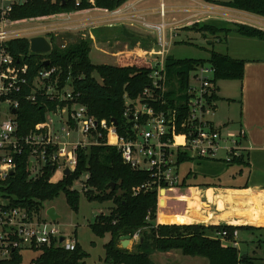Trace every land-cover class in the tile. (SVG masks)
<instances>
[{"label":"trees","instance_id":"16d2710c","mask_svg":"<svg viewBox=\"0 0 264 264\" xmlns=\"http://www.w3.org/2000/svg\"><path fill=\"white\" fill-rule=\"evenodd\" d=\"M130 0H82L80 6L74 0H27L17 4L13 19L17 21L36 18H47L60 14L85 13L91 10L114 12L121 9ZM206 3L230 8L264 19V0H232L219 2L202 0ZM190 30L202 34V37L225 36L235 31L242 36L257 38L264 41V29L247 23H234L231 28H221L212 24H194ZM52 51L48 54H33L30 52L28 39H17L8 43L9 51L21 62L29 65V80L32 83L44 68L55 69L52 80L59 81V86H68L74 94L69 102L84 105L91 116L97 120H105L109 124L117 121V129L122 136L131 127L124 117L127 100H136L146 87L150 85V75L153 63L150 60L123 55L117 65L93 64L90 58L91 39H78L75 43L63 48L50 38ZM50 62L49 66H44ZM210 64L216 70V82L242 81L246 62L236 60L227 54H221L214 49L206 60L185 59L177 60L167 56L165 66L167 86L170 101L182 95L189 84L192 71L200 65ZM98 76L100 79H97ZM32 93V87L26 89L25 95ZM217 100V95H216ZM178 102L182 100L180 97ZM56 102H51L45 96L38 94L36 103L22 101L18 115L19 132L28 135L34 132L37 124L46 120L48 112L56 108ZM64 105V103H62ZM77 164L75 172L64 177L59 183L52 182L50 167H43L40 173L32 176L30 169V153L16 157L15 173L4 182L2 196L7 200V209L20 208L38 217L43 202L64 192L74 210H77L78 196L70 190L75 180L85 178L83 191L90 199L112 201L114 206L110 215H102L92 225V231L100 238L110 235V240L104 246L107 264H155L147 252L123 249L120 238L134 236L140 232L144 242L137 245H152L157 251L168 253L180 251L184 256L200 257L208 264H243L249 258L241 255L234 233L264 232V228L250 226H206L202 224H158L157 223V194L155 192L133 193L134 189L149 182L150 174L135 170L124 163L117 148L104 143L76 151ZM247 154L234 159L228 165H239L242 170L248 166ZM241 170V171H242ZM188 174L183 186L189 185ZM111 184L115 188H111ZM208 187V185L206 186ZM39 218V217H38ZM227 231L226 237L219 234ZM264 244V237H259ZM141 240V239H140ZM38 264H85L88 256L80 247L73 252L61 248L40 250ZM23 257L19 252L5 264H22Z\"/></svg>","mask_w":264,"mask_h":264},{"label":"built area","instance_id":"2783aa9c","mask_svg":"<svg viewBox=\"0 0 264 264\" xmlns=\"http://www.w3.org/2000/svg\"><path fill=\"white\" fill-rule=\"evenodd\" d=\"M26 1L0 0V198L3 197L4 182L12 172L15 173L16 157L30 153L32 172L53 167V171L69 168L73 174L77 149L104 143L117 148L125 164L150 174L151 180L135 188L133 193L155 192L159 219L161 211L172 199L169 192L186 187L183 186L185 177L180 176L181 165L191 161L230 164L246 155L243 146L245 132L242 130L239 134L224 137L212 121L218 90L213 66H197L190 75L186 91L170 101L165 66L170 46L164 39H160L158 59L150 60L153 63L150 85L138 99L127 100L124 117L131 127L127 129L126 136L120 135L113 121L109 124L91 116L86 106L74 104L70 107L69 102L74 95H78L68 86H59L58 79L52 80L55 69L44 68L31 83L29 65L16 59L9 51L8 43L28 39L30 44V39L34 37H45L51 44L50 38L55 37V30L71 29L68 16L76 13L14 20L15 6ZM74 1L77 6L82 3V0ZM160 14L165 16L163 5ZM30 23L36 24L31 27L28 26ZM78 23L82 26L80 21ZM153 28L162 33L164 25ZM29 87H32V93L25 95ZM38 94L57 103L48 114L57 115L62 126L58 127L54 119L47 115L44 122L36 125L33 133L23 135L19 132L18 123L22 101L26 99L36 103ZM179 97L181 102L177 101ZM74 131L82 133L87 138L86 142H71ZM190 190L193 196L197 195L196 188ZM5 201V204L0 203V264L12 259L16 251L22 255L25 250L40 251L44 247L61 248L68 252L76 250V239L60 241L64 236L54 222L42 220L20 208L7 209L8 202ZM227 235V231L219 234L222 238ZM237 237L236 231L234 238ZM140 239L138 232L130 242L138 243ZM33 264H38V260Z\"/></svg>","mask_w":264,"mask_h":264},{"label":"crops","instance_id":"0c3cea01","mask_svg":"<svg viewBox=\"0 0 264 264\" xmlns=\"http://www.w3.org/2000/svg\"><path fill=\"white\" fill-rule=\"evenodd\" d=\"M162 5L165 7V16L160 14ZM80 16H83L81 25L89 26V35L86 37L89 36L92 41L91 49L94 48L101 57L108 59L100 64H110V59H115L117 65L123 55L157 60V53L161 50L160 39L170 46L179 31L193 33L190 28L194 24L231 28L234 23H247L264 29L263 18L202 0H130L116 14L91 10L80 13ZM158 25H164L158 41L151 32L141 30L144 26L152 30L153 26ZM124 26L129 27V32L137 33L134 37L138 40L121 42L117 32ZM204 39L209 40L210 44H214L215 40L220 44L226 42V52L219 53L246 62L242 81L218 82L217 107L212 121L215 126L231 124L236 134L242 130L245 132L243 146L249 161L245 168L248 177L243 179L245 170L241 168V173L234 176L232 183L212 182L169 192L172 199L160 213L161 218H166L161 222L159 217L157 223L264 228V41L242 36L235 31L226 36L208 35ZM170 52L169 48V55ZM190 188H196L197 195L193 196ZM175 209H179L180 213H164ZM240 235L238 233V248Z\"/></svg>","mask_w":264,"mask_h":264},{"label":"rangeland","instance_id":"374dc122","mask_svg":"<svg viewBox=\"0 0 264 264\" xmlns=\"http://www.w3.org/2000/svg\"><path fill=\"white\" fill-rule=\"evenodd\" d=\"M68 17H70L68 18V21L71 22V29L55 30L54 32L56 34V42L59 45L63 46H69L72 43H75L78 39H87L89 37H86L87 35H89L87 32L89 26H78V22L83 16H80V14L76 13ZM35 24L36 23H30L28 24V26L33 27ZM144 27L141 28V30L151 32L154 38H156L157 41L159 40L158 30H151L150 28L147 29V27ZM136 34L137 33L134 34L133 31L129 32L128 26L122 27V29L117 32V35L120 37L121 42L126 40H138L136 37H134V35ZM215 41L214 44H210L209 40L204 39V37H202L201 34L196 31H193V33H188L185 30H181L174 38V41L171 42L170 56L177 60L194 59L207 61L210 58V51H212L213 49L216 52H226L225 48L227 47V43L223 42L222 44H220L217 40ZM90 58L93 64H100V62H102L103 60H108L101 57L94 48L90 53ZM113 64L116 65V60L114 59L113 61H111L110 59V65ZM96 78L100 79L98 76H96ZM222 82H219V84H222ZM47 115L48 118L54 119L58 127L62 126V124L59 122L60 118L57 115H54L52 113H49ZM213 117L214 116H212V118ZM216 127L221 130L224 137H227L228 134L236 135L237 133L235 131V127L233 128L231 124L225 127L222 125H216ZM86 140L87 138L82 133H76L75 131L72 133L70 138V141L73 143H85ZM37 168L39 169L40 165H38ZM240 169L241 167L239 165H228L224 162L205 161L200 163L197 161H191L181 165L180 176L181 178H184L188 173L191 174L188 179V183L197 185L199 187L205 186L206 184H211L212 182H221L222 184H228L234 182V176L241 173ZM63 172L64 171L62 168H58L52 175V182L59 183L60 181H62L64 178ZM39 173L40 171H34L32 176H36ZM243 177L244 180L247 179V170H245V174ZM85 178L86 177L84 176L79 180H75L73 186L70 188V190L76 193V195L78 196L77 210L73 209L66 195L64 194V192H62L58 196L43 202L38 217L42 220L49 221L50 218L48 217L47 212L49 209H55L57 215L59 216V219L54 222L55 227L63 234L65 238L76 239L82 251L88 255L84 259V263L107 264L104 246L110 240V235L107 234L104 238H100L94 234L91 227L96 223L98 217L102 215H110L111 209L113 208L114 204L112 201H99L96 199H90L83 191ZM163 194L165 193L163 192ZM0 203H6L3 197L0 198ZM164 213L170 215L180 212L179 209H175V211L171 210L170 212V210H167L164 211ZM165 218L166 217H162V219ZM262 236L264 237V232L241 233L239 250L241 252V255L249 258V262L243 264H264V244L260 242L259 238ZM124 242L125 240H121V243ZM138 244L139 242H134L131 244L127 243L125 246H123L124 248H127L126 250H129L131 252L141 251L149 253L151 260L155 264H208L207 260L204 258L184 256L180 251L163 253L157 251L154 247H152V245H144L139 248L137 247ZM40 252L41 251L38 250H25L22 253V264H33L39 259L41 254Z\"/></svg>","mask_w":264,"mask_h":264},{"label":"water","instance_id":"95a60500","mask_svg":"<svg viewBox=\"0 0 264 264\" xmlns=\"http://www.w3.org/2000/svg\"><path fill=\"white\" fill-rule=\"evenodd\" d=\"M30 51L33 53V54H48L52 51V46L51 44L49 43V41L45 38V37H34L32 39H30ZM50 65V62H46L44 64V66H49ZM14 114H17L16 111H14ZM113 123L115 125H117V121L116 120H113ZM33 167V163H30V169H32ZM54 168L51 167L50 168V171H53ZM14 172L11 173V175H13ZM63 175L64 177H69L72 175V171L67 168L65 169V171L63 172ZM112 189L115 188V185L111 184L110 185ZM47 215L48 217L50 218V220L52 222H56L58 219H59V216L57 215L55 209H49L48 212H47ZM132 239V236L130 235H127V236H124L121 238V240H125L124 243H122V248L123 249H127V248H124V246L129 242L131 241ZM65 240V237H62L60 239L61 242H63ZM141 243L144 242V239L141 238L140 240ZM124 245V246H123ZM41 264H44V263H41Z\"/></svg>","mask_w":264,"mask_h":264},{"label":"bare ground","instance_id":"6f19581e","mask_svg":"<svg viewBox=\"0 0 264 264\" xmlns=\"http://www.w3.org/2000/svg\"><path fill=\"white\" fill-rule=\"evenodd\" d=\"M146 55V54H145ZM172 219V218H171ZM171 219H169V220H171ZM160 221L162 222V218H161V216H160ZM129 244H131V242H129Z\"/></svg>","mask_w":264,"mask_h":264}]
</instances>
